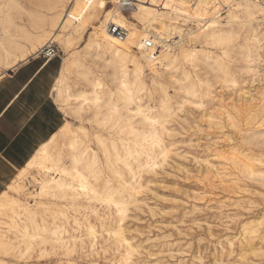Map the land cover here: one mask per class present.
<instances>
[{
    "label": "snow or ice",
    "instance_id": "6c2138e0",
    "mask_svg": "<svg viewBox=\"0 0 264 264\" xmlns=\"http://www.w3.org/2000/svg\"><path fill=\"white\" fill-rule=\"evenodd\" d=\"M0 7L12 21L19 5ZM33 9H38L39 26L30 33L24 53L16 50L18 39L10 28L0 39V53L8 54L7 60L0 55V80L10 86L6 99L0 93V137L16 134L22 104L24 120L37 132L52 113L69 123L56 135L43 136L40 150L23 170L12 172L0 159V179L8 174L0 191V264H264V235L259 250L249 239V234L258 235L253 226L245 224L240 234L229 235L232 225L244 219L242 213H264V186L256 193L258 201L234 204L237 211L227 216L222 208L190 210L193 221L180 229V250L157 249L163 260H138L148 254L125 232L134 201L145 191L136 181L167 167L173 155L168 145L175 147L201 113L220 107L224 101L217 96V81L227 82L229 93L235 90L242 99L248 94L250 103L259 99L258 114L230 107L228 126L239 131L238 120L251 121L255 115L264 130V0H43ZM65 18L78 24L67 43L61 33ZM118 29L125 30L126 39L113 35ZM48 44L60 46L57 54L67 61L63 69L45 65L44 56L19 83V75L8 79L12 69ZM80 50L90 55L75 58ZM69 68L77 70L75 87L91 97H76L82 104L73 105L71 89L66 91ZM249 84L259 90V98ZM227 103L233 105L234 99ZM137 123L152 131L142 142L138 138L133 152L131 141L123 137ZM213 126L223 123L217 120ZM126 143L129 147H122ZM142 155L150 162L155 156L157 162L143 164ZM54 172L70 182L53 179ZM29 189L39 198L35 209L24 206L36 198ZM45 196L70 200L74 214L42 203ZM40 208L45 209L43 217ZM205 211L220 215L205 220ZM259 223L264 230V218ZM113 253L118 260L111 259Z\"/></svg>",
    "mask_w": 264,
    "mask_h": 264
},
{
    "label": "rangeland",
    "instance_id": "374dc122",
    "mask_svg": "<svg viewBox=\"0 0 264 264\" xmlns=\"http://www.w3.org/2000/svg\"><path fill=\"white\" fill-rule=\"evenodd\" d=\"M24 4L28 5V0H25ZM25 19H27V17H25ZM74 55L79 58L87 57L86 51L84 50L77 51ZM61 56L63 55H60V57ZM72 58L73 55L69 54L68 59L71 60ZM65 62H67L66 59L64 60V63ZM0 71H2V69H0ZM74 79V75H71L70 82L74 83ZM217 84L216 93L224 102L220 104V107L215 111L210 107L206 113L212 112L216 116L220 115L228 109V107L230 108V105L227 104L225 100L233 101L234 99V103L237 104H239V102L240 104L241 102L250 103L248 94L242 99L240 93L238 92L237 94L235 90L229 93L228 89L230 85L228 83L217 81ZM74 87L75 86H73V90L75 92L80 91ZM248 89L249 91L255 90L259 98L260 92L258 89H254L251 84L248 85ZM221 91L222 93H219ZM231 96H233V98H231ZM257 103H259V99ZM258 111H260V107H258ZM200 115L196 117L193 128H190L186 135L176 140L175 147L170 144V152L174 154L169 156L167 167H163L156 171L155 175L151 177L152 179L150 178L151 180L147 174H145L143 181H141L145 191L137 198V201L134 202L135 207L126 218L125 227L127 236H129L137 246H142L148 254V256L137 257L138 260L146 261L149 256H157L158 259L161 260L166 259L165 257H159L157 249L168 251L175 249L179 251L181 248L179 243L181 239L180 229L185 224L193 221L190 210L191 212H196L198 209H201L202 206L205 209L215 208L219 210L222 208L224 210V215L227 216L228 213H235L237 211V209L233 207L234 204L242 205L248 203L250 199L256 201L260 199V196L256 195V193L260 192L261 187L264 186V181L259 180L257 177L254 179L249 177L250 179H248V177L239 173L232 163L212 155L216 151L221 150L225 152L228 158H231L234 153H241L240 157L248 155L253 158H261L264 161V141H262L261 138L255 139V141H245L241 139L240 132L247 128L246 121L240 123V131L227 129L226 131H230L228 136L223 138V140L215 139L214 134L218 132V130L215 128H208V119H202ZM66 121L69 120L67 119ZM206 159H209L211 163H213V172L208 171L209 164L206 163ZM256 166L258 170H264V166L259 164ZM216 171H223L228 176L220 175ZM243 177H245V179ZM249 189L250 191H248ZM247 193H253V195L249 197L246 195ZM219 215V211H205L204 219L214 220ZM241 215L244 216V219L232 225L233 232L229 233V235L234 236L240 234L243 225L251 221L256 225L258 234L253 238L257 239L261 235H264V230H262L259 223L260 219L264 218V213L255 211L251 214L242 213ZM167 237H175V239L172 241L166 239ZM148 241H153V243H148ZM111 259L118 260L119 257L113 253Z\"/></svg>",
    "mask_w": 264,
    "mask_h": 264
},
{
    "label": "bare ground",
    "instance_id": "6f19581e",
    "mask_svg": "<svg viewBox=\"0 0 264 264\" xmlns=\"http://www.w3.org/2000/svg\"><path fill=\"white\" fill-rule=\"evenodd\" d=\"M24 1L25 0H0V6L4 5L5 3L7 2H12L14 4H18L19 5V8L18 9H15L11 15L13 17V20L10 21L9 20V11L3 7H0V39H2L3 37V34H4V31L6 28H10L13 35L18 39V45H17V51H20L21 53H24L25 52V45L26 43H28V37L30 35V33L36 28L38 27V22L36 21L35 19V11H38V9H33V5H37V4H40L42 3V0H28V5L27 4H24ZM79 3H83V0H78ZM73 11H76V9L73 7ZM25 17H27V19H25ZM77 27H78V24L76 21H73L71 20L70 18H65L63 23L61 24V33L64 35L65 37V42L67 43L68 41V38L69 37H72L74 38L75 35H76V31H77ZM123 30V34L121 36H117V35H114L116 36L117 38H124L126 39V34H125V30L124 29H121ZM25 41V42H24ZM43 48V47H42ZM41 48V49H42ZM40 49V50H41ZM66 51V49H65ZM0 55H3L4 56V59L7 60L8 59V54L6 53H0ZM86 55L89 56L90 55V52H86ZM75 58H79L78 56H75ZM73 59V58H72ZM13 63L15 64L16 63V59L14 58L13 59ZM67 63V62H65ZM64 63V65H65ZM64 67V66H63ZM77 71L76 69H72V68H69V73H68V83L65 85V88H66V91L68 89H71V94L73 96V99L71 101V103L73 105H77V104H82L83 101H78L76 99V97L78 96H84L86 99H91V97L88 95V93L84 92V91H78V92H75L73 90V86H75V83H71L70 82V76L73 75V73ZM224 82V81H222ZM227 83V82H226ZM75 88V87H74ZM223 88V87H222ZM250 88V87H249ZM220 89V87H219ZM224 90V89H223ZM217 92V91H216ZM234 92V91H233ZM219 93H222L219 92ZM225 93V92H224ZM238 94V92H236ZM228 95V94H226ZM225 95V96H226ZM236 95V94H235ZM246 95V94H245ZM219 96V95H217ZM234 96V95H233ZM233 96H231V98H233ZM247 97V96H246ZM245 97V98H246ZM221 101H223V99L221 97H219ZM230 98V99H231ZM227 99V98H226ZM225 100V99H224ZM247 100V99H246ZM243 101V100H242ZM225 102H227L225 100ZM237 102V101H236ZM222 104V103H221ZM228 104V103H227ZM86 106V105H85ZM224 107V106H223ZM230 107H235V108H240L242 109L243 112L245 113H252V112H255V113H259L258 111V107H259V103L257 104H252V103H242L240 104H237V103H234L233 105H231ZM228 113H229V107L228 109H226L224 112H222L220 115L216 116L214 113L212 112H205L203 114L200 115V117L202 119H205L207 118V126L208 128L210 129H217L218 132H216L214 135H215V139H222L225 138L226 136L229 135V132L226 131L227 129H232L230 126H228V120H227V117H228ZM198 117V116H197ZM217 120H221L222 123H223V127H214L213 124L215 121ZM204 121V120H203ZM246 121V122H245ZM241 122H245L246 123V126L247 128L246 129H243L241 130V139L242 140H254L255 139H258V138H261L262 136H264V130L261 129V127L259 126V123L257 122V119H256V116L253 115L251 121L249 120H238V127L240 125ZM65 123H69V121H66ZM244 123V124H245ZM64 126V125H63ZM62 126V127H63ZM89 129H91V125L87 126ZM195 128V127H194ZM244 128V127H243ZM207 130V129H206ZM132 131H135L137 133L136 136H133L131 135V132ZM152 131V128L150 125H147L145 123H137L134 127H130L129 131L125 133L123 139L125 141H131V145H130V148H131V151L135 152L137 149H136V144H137V140L139 138V140L142 142L143 141V137L145 136V134L149 133ZM192 131V130H191ZM201 131V130H200ZM209 131V130H208ZM213 131V130H212ZM240 131V130H239ZM239 133V132H238ZM57 134V133H56ZM54 134V135H56ZM189 134V133H188ZM192 134V133H191ZM111 133H109V136L111 137ZM117 139H120L121 137H119V135L116 136ZM203 138V137H202ZM206 138V137H205ZM179 139V138H178ZM177 140V139H176ZM226 140V139H225ZM179 141V140H178ZM198 142V141H197ZM180 143V142H179ZM189 143V142H188ZM256 144V143H255ZM259 145V144H258ZM257 145V146H258ZM92 147V151L95 152L96 151V148L94 146H92L91 144L89 145ZM171 145L169 144L168 145V150L170 151V147ZM122 147H129V145L126 143L125 145H122ZM242 148V147H241ZM259 149V148H258ZM40 150V149H39ZM38 150V151H39ZM37 151V152H38ZM174 154V153H173ZM241 153H234L232 154V157L231 158H228L226 157L225 155V152L223 151H216L212 156L216 157V158H220L224 161H229L230 163H232L234 165V168L237 169L239 171V173H241L243 176H246L248 177V179H254V178H258L259 180L261 181H264V170H258L257 169V164L261 165V166H264V161L261 159V158H253V157H249L248 155H243L241 156ZM140 159L143 161V164H149V163H152V164H155L157 161H156V158L155 156L153 157V160L150 162L146 156H141ZM205 162V161H204ZM206 163L209 164L208 166V171L211 172L212 169L214 170V168L212 167V164L211 161L209 159H206ZM227 167V166H226ZM228 168V167H227ZM23 170V168L21 169ZM226 170V169H225ZM213 172V171H212ZM218 174H222V175H226L228 176L225 172L221 171V172H218L216 171ZM168 174V173H167ZM241 175V176H242ZM52 178L55 179V180H64L66 182H70V180H68V178H64L62 176H60L58 173L54 172L51 174ZM230 176V175H229ZM250 177V178H249ZM245 179V177H243ZM152 179V178H151ZM150 179V180H151ZM247 179V180H248ZM257 179V180H258ZM237 180V179H236ZM245 181V180H244ZM254 182V181H253ZM258 182V181H256ZM136 183L138 185H142L141 184V180H137ZM158 183V182H157ZM233 183V182H232ZM237 183V182H236ZM146 186V184H145ZM217 186V185H216ZM236 186V185H235ZM224 187V186H223ZM245 187V185H244ZM247 188V187H246ZM222 189V187H221ZM225 189V188H224ZM234 189V188H233ZM30 191V195H32L33 197H36V193L34 191H32V189H29ZM239 191V190H238ZM250 191V189L248 190ZM224 192V191H223ZM241 192V191H240ZM236 193V192H235ZM234 194V193H232ZM211 196V195H210ZM199 197V196H198ZM39 198L36 197L32 200H29V201H26L25 205L24 206H27L28 204H31L33 206V208L35 209L36 208V205H37V200ZM201 199V198H200ZM204 199V198H203ZM241 199V198H240ZM251 200V199H250ZM137 199L134 201L136 202ZM139 202V201H138ZM42 203H51L54 205V207L57 209V210H61V211H64V212H67V213H70V214H74V213H71V208H72V202L69 200L68 202H64V201H49L48 200V197L45 196L43 198V201ZM235 203V202H234ZM22 206V207H24ZM140 206V205H139ZM37 212H38V215L40 217H43L44 216V212H45V209L43 208H40V209H37ZM261 217V216H260ZM16 218L17 220H20L22 219L21 215H20V211L18 210L17 213H16ZM166 218V217H165ZM260 219V218H259ZM38 222L43 224V220L42 219H38ZM53 221L51 220H48V224H49V227H51V224H52ZM4 223V220L3 218H0V224H3ZM247 225H251L253 226V230L256 231L257 233V229H256V225L253 224V221H251L250 223H246ZM129 226V224H128ZM169 226V225H168ZM245 227V224L243 225V228ZM242 228V229H243ZM258 228V227H257ZM131 229V228H130ZM239 231V230H238ZM127 233V232H126ZM147 234V233H146ZM249 236H251V234H249ZM249 239L252 241V243L255 245L256 249L259 250V247H260V244H261V236L258 237L257 239L256 238H253V237H249ZM257 240V242H256ZM173 241V240H172ZM176 241V240H175Z\"/></svg>",
    "mask_w": 264,
    "mask_h": 264
},
{
    "label": "crops",
    "instance_id": "0c3cea01",
    "mask_svg": "<svg viewBox=\"0 0 264 264\" xmlns=\"http://www.w3.org/2000/svg\"><path fill=\"white\" fill-rule=\"evenodd\" d=\"M41 57L34 56L28 61L20 63L19 69H12L13 75L8 77L9 80H12L17 75H19V80L16 82L19 83L20 80H23L24 77L28 75L32 67H35V62ZM64 57L56 58L52 61L45 62V65L52 63V67L55 70L63 69L64 66ZM58 62V63H57ZM43 67V66H42ZM51 79V77H49ZM31 81H29L30 83ZM53 87L55 83L53 82ZM10 91V86L0 80V93H3L4 98H7V93ZM19 95V94H18ZM51 93H49V96ZM15 99V98H14ZM2 103V101H0ZM13 101H9V106ZM7 111V108H5ZM21 115L19 116L20 127L16 131L15 135H10L9 132H5L3 137H0V159H3L7 164L11 166V171L15 172L17 169L21 170L27 165L28 160L32 158L33 155L40 149L41 141L43 136L51 133V135L59 132V129L65 124L67 118L59 113H52L48 119L43 120L42 132H37L28 121L24 120L23 117V104L20 106ZM31 117H29V120ZM38 127V126H37ZM27 128V131H25ZM8 155L5 156L4 154ZM11 157V160H9ZM14 161V163H13ZM8 184V174L5 173L4 178L0 179V191H2Z\"/></svg>",
    "mask_w": 264,
    "mask_h": 264
},
{
    "label": "built area",
    "instance_id": "2783aa9c",
    "mask_svg": "<svg viewBox=\"0 0 264 264\" xmlns=\"http://www.w3.org/2000/svg\"><path fill=\"white\" fill-rule=\"evenodd\" d=\"M123 33H124L123 30L118 29L115 33H113V35L121 36ZM59 50H60L59 45L48 44L40 50L38 56L41 58L47 56L48 59L45 62H49L56 58H60V55L57 54Z\"/></svg>",
    "mask_w": 264,
    "mask_h": 264
}]
</instances>
